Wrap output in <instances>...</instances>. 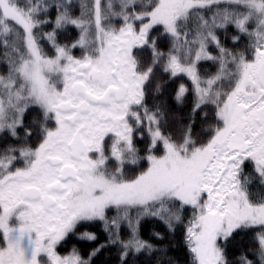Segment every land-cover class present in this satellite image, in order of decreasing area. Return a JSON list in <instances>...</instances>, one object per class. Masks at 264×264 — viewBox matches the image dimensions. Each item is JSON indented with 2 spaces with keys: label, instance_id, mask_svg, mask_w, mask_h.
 <instances>
[{
  "label": "snow or ice",
  "instance_id": "snow-or-ice-1",
  "mask_svg": "<svg viewBox=\"0 0 264 264\" xmlns=\"http://www.w3.org/2000/svg\"><path fill=\"white\" fill-rule=\"evenodd\" d=\"M0 264H264V0H0Z\"/></svg>",
  "mask_w": 264,
  "mask_h": 264
}]
</instances>
